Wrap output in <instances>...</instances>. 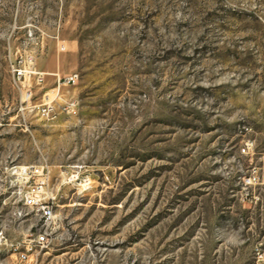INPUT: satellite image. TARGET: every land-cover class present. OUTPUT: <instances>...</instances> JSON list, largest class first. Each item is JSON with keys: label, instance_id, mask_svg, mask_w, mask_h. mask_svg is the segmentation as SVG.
I'll list each match as a JSON object with an SVG mask.
<instances>
[{"label": "rangeland", "instance_id": "rangeland-1", "mask_svg": "<svg viewBox=\"0 0 264 264\" xmlns=\"http://www.w3.org/2000/svg\"><path fill=\"white\" fill-rule=\"evenodd\" d=\"M31 165L56 203L43 249L15 194ZM29 246L34 264H264V0H0V264Z\"/></svg>", "mask_w": 264, "mask_h": 264}, {"label": "built area", "instance_id": "built-area-1", "mask_svg": "<svg viewBox=\"0 0 264 264\" xmlns=\"http://www.w3.org/2000/svg\"><path fill=\"white\" fill-rule=\"evenodd\" d=\"M13 73L17 80H21L25 77L24 71L20 69H14ZM36 81L38 84L42 83L43 73L35 72ZM57 86L67 85L74 86L77 84V76L70 75L65 76L62 79L57 78ZM31 97L29 93L27 100ZM44 103L31 107L36 110L42 117L48 118L53 115L54 107L48 104V96L44 95ZM76 105L75 100H69L67 103L62 105L61 111L68 112ZM16 175L20 179V184L15 191L17 201L20 202L25 208L35 210L38 213L40 220L42 221L43 229L37 235H35L33 246H38L40 249L47 247L50 243L51 230L50 227L55 223L57 215L55 214V197L48 192L49 187V170L45 166H25L20 167L15 171ZM259 183V177L257 171L252 170L249 175L243 177L244 189L254 186ZM248 195V193H246ZM32 247H26V251L18 253L16 264H34V258L30 256L27 251L31 250Z\"/></svg>", "mask_w": 264, "mask_h": 264}]
</instances>
